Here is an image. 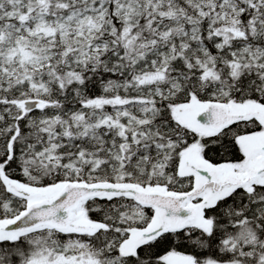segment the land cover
<instances>
[{
    "label": "snow or ice",
    "instance_id": "1",
    "mask_svg": "<svg viewBox=\"0 0 264 264\" xmlns=\"http://www.w3.org/2000/svg\"><path fill=\"white\" fill-rule=\"evenodd\" d=\"M0 264H264V0H0Z\"/></svg>",
    "mask_w": 264,
    "mask_h": 264
}]
</instances>
